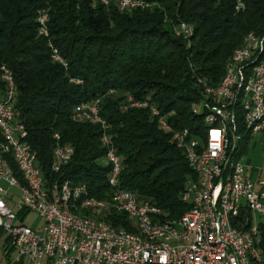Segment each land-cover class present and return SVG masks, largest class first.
I'll return each mask as SVG.
<instances>
[{"label":"trees","instance_id":"trees-1","mask_svg":"<svg viewBox=\"0 0 264 264\" xmlns=\"http://www.w3.org/2000/svg\"><path fill=\"white\" fill-rule=\"evenodd\" d=\"M124 1L0 0V98L6 67L19 121L49 182L86 185L92 198L111 201L107 138L120 160L118 186L157 207L162 219L179 220L191 209L182 196L194 173L173 137L188 130L204 138L206 89L220 86L247 35L264 38V0H128L142 5L123 9ZM184 24L192 36L178 35ZM97 101L104 125L76 119L77 107ZM58 143L74 154L55 174ZM115 211L106 221L136 234L133 221ZM259 231L264 258V222ZM6 242L11 248L10 237Z\"/></svg>","mask_w":264,"mask_h":264},{"label":"built area","instance_id":"built-area-1","mask_svg":"<svg viewBox=\"0 0 264 264\" xmlns=\"http://www.w3.org/2000/svg\"><path fill=\"white\" fill-rule=\"evenodd\" d=\"M128 2L124 1L122 7ZM41 21L44 25V17ZM181 33L188 35L187 25L181 27L178 35ZM263 42L264 38L261 41L251 39L247 48L238 54V61H234L238 63V78L230 80L226 87L206 89L207 101L203 105L207 110L205 120H208V128L204 138L194 137L187 130L186 141H181L186 144L183 152L194 173L182 196L191 209L179 220L162 219V212L157 207L146 201H137L132 191L118 193L127 199L131 209H139L141 215L150 218L160 216V223H175L170 238H163L161 231L160 239H168V246L160 250H149L140 243H134L133 237H118V230L111 229L102 221L84 224L80 218H74L72 224L63 223L64 214L55 197L57 182L61 181L49 182L37 165L36 153L27 142L25 126L19 121L15 81L5 80L12 82L13 94L5 96L3 93L0 98V131L10 134L14 144L18 145L16 162L24 164L28 170L27 178L32 179L46 197V205L34 204L29 194L15 185L0 159V182L6 184V187L0 185V231L9 234L10 247L27 259V264H262L260 231L254 221L257 217H264V181L255 182L256 169L242 164L238 172L239 196L234 205L241 233L232 234L227 230L224 206L229 202L225 164L229 154L236 152V127H239L236 109L242 113V125L248 117L262 115L261 126L255 128L252 135L264 133V63L256 71L247 69L252 55L262 51ZM242 75L251 77V86L244 94V105H237L236 92ZM97 103L77 107L76 117H80L82 106L95 107ZM160 119L161 122L166 121ZM104 144L108 147L105 140ZM66 149H72V146ZM54 154H57L56 150ZM114 162L115 170H112L110 180L118 181L120 162L115 157ZM63 169L62 164L52 161L53 173L58 174ZM67 186H74L75 199L83 200L82 187L65 185L66 191ZM11 188H18L22 193L15 211L6 201ZM24 212L26 216L36 213L44 221V227L34 229L25 225L18 216ZM243 225H250V232H243ZM100 228L110 229V237H100ZM247 233L257 234V246H250Z\"/></svg>","mask_w":264,"mask_h":264},{"label":"bare ground","instance_id":"bare-ground-1","mask_svg":"<svg viewBox=\"0 0 264 264\" xmlns=\"http://www.w3.org/2000/svg\"><path fill=\"white\" fill-rule=\"evenodd\" d=\"M128 1V0H127ZM142 5V4H139ZM135 3L128 2L124 4V7L139 6ZM44 17V24L47 20L46 15ZM40 25H43L41 21V16L39 19ZM183 26V25H182ZM181 26V27H182ZM188 28V35L192 36L193 31L191 28ZM41 33L47 35L45 28L41 29ZM261 41L255 34L250 33L244 40V43L234 51L231 59L227 65L226 74L218 88L226 87L230 80L233 78H238V54L244 51L247 48L249 41ZM264 63V42L262 43V51L255 52L252 55V60L247 62V69L249 71H256L258 68H262ZM1 79L6 84L7 88L4 92L5 96H12L13 94V85L11 81L14 77L12 72L6 67L1 69ZM251 86V77L249 75H242V82L239 83L238 89L236 92V103L237 105H244V94L250 90ZM133 107L137 108H147L148 104L146 103H134L131 99ZM155 115H158V112L154 109L152 110ZM207 117V115H206ZM76 119H85L90 120L96 123H101L104 125V122L98 116V109L95 106H82L80 108V117ZM206 119V118H205ZM208 127V120H205ZM262 115H253L248 117L242 125V133H238L236 127V136H235V146L236 152L230 153L229 158L225 164V175H226V184L229 189L228 191V201L227 205L224 206V217H225V226L227 230L232 234L241 233V226L239 225L236 218V208L234 204H237V199L239 196V186H238V172L240 169L241 163L235 161L236 154L239 148V144L244 140L245 135H252V132L255 128L261 126ZM160 125L167 129L166 123L161 122ZM28 136V135H27ZM57 138V136H56ZM177 147L182 151H186V144L181 141H186L187 131L176 133L173 137ZM105 142H108V160L112 164L113 170H115L114 157L117 158V162H120L119 157L115 154L114 148L111 146L110 139L105 138ZM28 142V141H27ZM0 159L3 160L5 165V171L13 178L15 185L22 188L23 191L29 194L30 199L34 204L46 205V197L43 196L38 188L33 184L32 179L28 177V170L25 168L24 164L16 162L19 156V148L17 144L11 139L10 134H4L0 131ZM59 144V143H58ZM69 145H57L54 150L57 151V154H54V164H62L66 167L71 159H62V158H72L74 154V149H66ZM12 163L16 166V170L13 169ZM120 171V163H119ZM20 174V177L17 174ZM62 180V179H61ZM65 185H73L70 181H61L57 182V188L55 189V197L58 202L59 208L63 211V223L72 224L74 223V218H80L84 224H91L92 222H104L105 225L111 226V229L118 230V237H133L134 243H140L144 245L145 248L149 250H160L165 249L168 246V239H160L161 231H163V238H170V232H174L175 223L161 222L160 216H149L141 215L139 209H131L127 205V199L122 198L118 193H124L127 190L118 186L116 180H110V186L114 188V196L112 200H96L89 195L86 185H75L76 187H82L83 190V200L75 199L74 197V186H67V191ZM137 201L138 198H137ZM116 210L118 212L125 213L133 222V227L136 230L135 233L127 232L124 229H116L112 224L106 221L105 216L108 212ZM115 211V212H116ZM153 231V232H151ZM243 232H250V225H243ZM100 237H110V229L100 228ZM247 240L249 241L250 246L258 245V236L255 233H247ZM264 264V258L262 261Z\"/></svg>","mask_w":264,"mask_h":264},{"label":"rangeland","instance_id":"rangeland-1","mask_svg":"<svg viewBox=\"0 0 264 264\" xmlns=\"http://www.w3.org/2000/svg\"><path fill=\"white\" fill-rule=\"evenodd\" d=\"M237 153L238 155L236 154L235 161L245 165L249 164L258 171L255 182L258 180L264 181V133L255 136L250 135L248 139H244L239 144ZM11 195L12 199H9L7 202L15 211V206L21 202L22 193L20 189L13 188ZM263 222L264 217H257L254 221V225L259 226ZM23 223L34 229H42L44 227V221L36 213H29ZM8 237V233L0 232V264H8L4 252L6 239Z\"/></svg>","mask_w":264,"mask_h":264},{"label":"crops","instance_id":"crops-1","mask_svg":"<svg viewBox=\"0 0 264 264\" xmlns=\"http://www.w3.org/2000/svg\"><path fill=\"white\" fill-rule=\"evenodd\" d=\"M257 174H258V171L254 174V178L256 177ZM0 185H2L3 187H6L5 183L0 182ZM12 189L13 188L9 189V193H8L7 198H6V201H8L9 199H12V195H11ZM7 204H8V202H7ZM17 205L15 206L14 209H16ZM8 206H9V204H8ZM26 217H25V219H26ZM4 252H5V257L7 258L8 264H27L28 263L27 259L20 257L19 253L16 250L9 248V245L7 244V242H6V246L4 248Z\"/></svg>","mask_w":264,"mask_h":264}]
</instances>
